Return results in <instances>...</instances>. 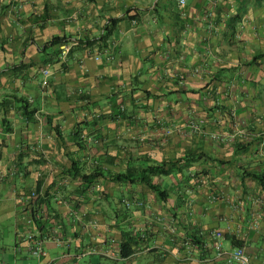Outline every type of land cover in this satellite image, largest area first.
<instances>
[{"label":"crops","instance_id":"0c3cea01","mask_svg":"<svg viewBox=\"0 0 264 264\" xmlns=\"http://www.w3.org/2000/svg\"><path fill=\"white\" fill-rule=\"evenodd\" d=\"M180 1L0 0V264H227L213 231L264 264V0ZM106 28L105 43L47 46ZM154 163L176 167L154 178L166 203L142 185L87 188L75 172ZM124 199L131 210L116 214ZM39 235L65 243L39 261ZM111 241L133 254L107 259Z\"/></svg>","mask_w":264,"mask_h":264},{"label":"trees","instance_id":"16d2710c","mask_svg":"<svg viewBox=\"0 0 264 264\" xmlns=\"http://www.w3.org/2000/svg\"><path fill=\"white\" fill-rule=\"evenodd\" d=\"M132 18H135V17H132ZM112 22L115 23V21H112ZM111 35H112V31L106 28L105 33L100 37V39H96L93 41H86V43H84L83 41H75V42L78 45L85 44L86 46H93L97 42L105 43ZM69 43H71V41H69L66 37L65 38L56 37L47 46L55 47L58 45H66ZM20 103H21V109L25 110L26 114H28L29 105L27 101L21 100ZM34 112L35 110L29 113V115L31 114L32 116ZM78 139L81 140V137H79ZM81 147L84 148V146H81ZM175 168H176L175 164L168 165L166 163L165 164H155L154 163V164L141 165L139 167H134L131 169L129 173H126V174H121V173H113V174L111 173L110 174V172L108 173L105 172L104 169L101 168V166H96L93 172L89 175L86 173H82L79 168H76L75 172H76V175L79 176L80 180L87 188L92 186L94 182L99 181L101 179H104V180L109 179L113 181L114 183H120V184L126 183L131 186L142 185V186H145L149 191L154 193L157 196L158 200H161L162 202L166 203L168 201L167 197L169 195H167V191L164 190L158 182L155 183L154 178L157 176L158 177L169 176ZM109 175H111L112 177H108ZM80 195L83 198H85L86 197L85 191L81 189ZM31 196L33 197V199H36L38 201V204L34 203L35 205H32V207H30V211H29L30 217L33 220L34 224L37 225V228L40 230V232H43V230L46 227L47 220L42 221V217L39 218L38 215L40 212V208L43 206L41 205V203L44 201V198H42V196L39 195V193L38 194L36 193L34 196L31 194ZM138 204L141 205L140 203ZM132 205H133L132 201H130L129 199L120 200V202L117 203L116 208H114L115 213L119 214V211L122 209H125L126 211L128 210L130 211ZM82 206H85V205H76L78 209H80ZM242 246L243 244L240 245L239 247H242ZM119 250H120V256L124 258H127L133 254V250L131 248L130 243H128V245H122L121 249L119 248Z\"/></svg>","mask_w":264,"mask_h":264},{"label":"built area","instance_id":"2783aa9c","mask_svg":"<svg viewBox=\"0 0 264 264\" xmlns=\"http://www.w3.org/2000/svg\"><path fill=\"white\" fill-rule=\"evenodd\" d=\"M181 4H185V0L180 1ZM74 43H69L70 46L75 45ZM70 46L67 48V52L70 51ZM97 60H101V57H97ZM44 80H43V86H48L49 84V76L50 73L48 70L43 71ZM173 131H168V135L172 134ZM0 180H3V176H0ZM35 193H33V196ZM71 215H73L71 213ZM207 234H204L206 236ZM209 237L214 238L217 241L216 250H217V257L225 259L227 264H252L251 257L247 252L246 247H239L235 248L233 250H227L222 247L221 241L224 240V235L220 231H213L209 234ZM31 241L30 245V252L31 254L40 261L43 257L46 256V243L49 241L54 242L57 246H63L65 241L57 236L55 237H48V236H36ZM110 248L111 249H105L102 251V256L106 257L107 259H110L112 261H117L120 259V251L116 250L114 248V241L110 242ZM97 250H89L87 252L81 253L79 256L80 258L85 257L88 254L96 253ZM40 264V262H39Z\"/></svg>","mask_w":264,"mask_h":264},{"label":"rangeland","instance_id":"374dc122","mask_svg":"<svg viewBox=\"0 0 264 264\" xmlns=\"http://www.w3.org/2000/svg\"><path fill=\"white\" fill-rule=\"evenodd\" d=\"M71 43H74V41H72ZM71 43H70V45H71ZM69 44H66V45H63V49H62V52L65 54H67V48L70 46ZM78 44L76 43L75 45H72V46H70V51L68 52V53H70L71 51H72V49L75 47V46H77ZM35 76H36V74H35ZM37 77H38V79L40 80V79H42V76L41 75H37ZM194 126L193 127H198V125L194 122ZM10 206L11 205H0V234H2L3 233V229H4V227H5V224L2 222V218H6V215L5 214H7L8 213V210H9V208H10ZM7 222V221H6Z\"/></svg>","mask_w":264,"mask_h":264}]
</instances>
